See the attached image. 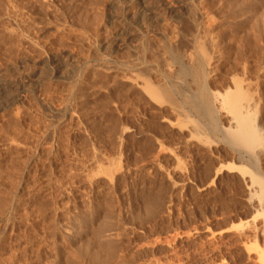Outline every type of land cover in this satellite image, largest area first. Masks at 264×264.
I'll use <instances>...</instances> for the list:
<instances>
[{"label":"rangeland","instance_id":"1","mask_svg":"<svg viewBox=\"0 0 264 264\" xmlns=\"http://www.w3.org/2000/svg\"><path fill=\"white\" fill-rule=\"evenodd\" d=\"M125 1L0 0V264H264V0ZM199 47L262 96L255 164L175 93Z\"/></svg>","mask_w":264,"mask_h":264},{"label":"bare ground","instance_id":"2","mask_svg":"<svg viewBox=\"0 0 264 264\" xmlns=\"http://www.w3.org/2000/svg\"><path fill=\"white\" fill-rule=\"evenodd\" d=\"M119 1V0H118ZM123 1V0H122ZM141 0H127V3H126V1H125V3L127 4V6L126 7H124L123 8V10H121V11H123L122 13H120V16L118 17V18H120V20L122 21V20H124L125 21V23H127V21H128V17L126 16L128 13H127V11L128 10H130V9H132L133 10V8L134 7H136V8H138V5L141 3L140 2ZM113 2V1H112ZM108 3H110L109 2V0H108ZM116 3V2H115ZM114 4V3H113ZM118 5V4H117ZM141 5V4H140ZM105 6V5H104ZM121 7V6H120ZM141 7V6H140ZM116 8V7H115ZM135 8V9H136ZM119 9V8H118ZM262 9V8H261ZM139 10V9H138ZM150 10V9H149ZM131 11V10H130ZM134 11V10H133ZM141 11V10H140ZM134 12H136V11H134ZM118 13V12H117ZM116 13V14H117ZM135 14V13H134ZM139 18V17H138ZM137 18V19H138ZM127 19V20H126ZM119 20V21H120ZM131 21V20H130ZM134 21V20H133ZM132 21V22H133ZM129 22V21H128ZM195 22V21H194ZM121 23H123V22H121ZM138 23V22H137ZM130 24V23H129ZM124 26V25H123ZM126 27V26H125ZM195 27V26H194ZM199 29V28H198ZM194 33V32H193ZM202 34V33H201ZM197 38V37H196ZM205 38V37H204ZM212 39V38H211ZM214 39V38H213ZM201 40H203V38L201 39ZM201 40H199V41H201ZM205 40H203V42H204ZM210 41V40H209ZM214 43V42H213ZM198 44V43H197ZM212 44V43H211ZM213 45V44H212ZM146 46V45H145ZM142 47V46H141ZM141 47H139V48H141ZM200 49H198L197 50V53L194 55V53L192 52H190V55L189 54H185L186 55V59H187V62L189 63H187L188 65H190V72H189V67H186L187 69L186 70H188V74H184L185 76L186 75H191V77L189 78V79H191L192 80V83H193V85H194V93L193 92H191V89L189 88L190 86H188V88L190 89V94H192L193 93V95H191V97H192V99H188L187 98V96L186 95H189V92H188V94H186V95H184L185 94V92H181L182 90H180V87L178 88V87H176L177 88V91H175V87H174V91H175V93L176 92H178V91H180L179 93L180 94H182L183 95V101H184V103H186V105H188V106H190V108H192L194 111H197L198 113H201V114H204V115H206V116H208L209 118H212L213 116H214V114H219L221 111H226V113L227 114H230V118H229V121H228V125H227V127L226 128H224L223 126H226V125H223V126H221V123L219 122V124H220V126L221 127H223V130H224V139H227V141L226 142H230L231 144H233V145H235V147L237 146V147H239V148H242V149H244L245 151H246V153L248 154V156H249V158H250V161H251V163H256L255 162V160L257 161V157L255 156V155H258L259 156V154L258 153H255V149L258 147V146H260V144L261 143H258V141H259V139L262 137L263 138V136L262 135H264V133H263V130H262V133H261V131H260V127H262L261 125L263 124H261L260 125V127L258 126V124H257V121L256 120H258V114H260L259 112V108L261 109H263V103H264V101L262 100V96L260 95H257L258 97L256 98V99H254L252 96H253V94H249V91L247 92H245V90H244V87L242 88L241 87V85L242 84H240V82L237 80V78L239 77V76H237V78L236 77H231L232 75H235V74H231V76H229V79L227 80V82H226V85L225 84H222L223 86V88H222V90L221 91H219V90H210L209 88H208V86H209V82H210V80L213 78V73L215 72V63H214V55H211V53L209 54V53H205L204 52V50H203V47H199ZM214 48V47H213ZM186 49V48H185ZM189 50V49H188ZM191 50V49H190ZM203 50V51H202ZM140 51V50H139ZM143 51V50H142ZM192 51V50H191ZM151 52V51H150ZM215 52V51H214ZM255 52V51H254ZM143 53V52H142ZM187 53H188V51H187ZM213 53V52H212ZM144 54H146V53H144ZM191 54H193L192 56H191ZM214 54H216V53H214ZM184 55V54H183ZM182 55V56H183ZM217 55H218V53H217ZM144 56V55H143ZM220 56V55H219ZM228 56V55H227ZM141 57V56H140ZM237 57V56H236ZM144 58V57H143ZM184 58V59H185ZM223 58V57H222ZM146 59H148V57L146 58ZM149 59H152V58H149ZM224 59V58H223ZM99 60V59H98ZM105 60V59H104ZM97 61V60H96ZM135 61V60H134ZM139 60H137V61H135L134 63L133 62H131V64L133 63L134 65H135V67H137V69H138V67H140L141 66V69H142V64L141 65H139L140 63L138 62ZM146 61H148V60H146ZM153 61V60H152ZM233 60H231L230 61V63L232 62ZM89 62V61H88ZM105 62V61H104ZM107 62V61H106ZM122 62V61H121ZM136 62H138L139 64H137ZM141 62H142V60H141ZM236 62H237V60H236ZM84 63V62H83ZM94 63V60H93V62L91 63V61H90V66H95V64H93ZM99 63V62H98ZM101 63V62H100ZM111 63V62H110ZM115 63V62H114ZM129 63V62H128ZM147 63V62H146ZM148 63L150 64L151 63V66H150V68L149 69H153V68H151L153 65V63L149 60L148 61ZM156 63V62H155ZM163 63V62H162ZM82 64V63H81ZM123 64H126V63H123ZM186 64V65H187ZM101 65V64H100ZM113 65V64H112ZM128 65H130V64H128ZM134 65H132L131 67H133ZM136 65H139V66H136ZM144 65H145V63H144ZM148 65V64H147ZM158 65V64H157ZM247 65V64H246ZM82 66V65H81ZM97 66V65H96ZM155 66V65H154ZM228 66V65H227ZM85 67V66H84ZM83 67V68H84ZM114 67V66H113ZM119 67V66H118ZM122 67L124 68L125 66H123L122 65ZM128 67V66H127ZM143 67H149V65L148 66H143ZM247 67V66H246ZM78 68H79V66H78ZM82 68V67H81ZM82 68V69H83ZM94 67H92V69H93ZM105 68H106V66H105ZM129 68V67H128ZM134 68V67H133ZM159 68V67H158ZM162 68V67H161ZM182 69H183V67H181ZM225 68V67H224ZM255 67H253V69H254ZM81 69V70H82ZM85 69H86V67H85ZM84 69V72L86 71V73H87V71H88V73H89V70H85ZM114 69V68H113ZM126 69V68H125ZM124 69V70H125ZM131 69V68H130ZM149 69H147V70H145V68L143 69L144 70V72L146 73L147 72V74H148V70ZM155 69L157 70V68L155 67ZM154 69V71H156ZM248 69H250V67L248 68ZM247 69V70H248ZM78 70V69H77ZM115 70H116V67H115ZM118 70V69H117ZM134 70V69H133ZM185 70V71H186ZM231 70V69H230ZM242 70V69H241ZM251 70H252V67H251ZM80 71V70H79ZM135 71H136V68H135ZM141 71V70H140ZM150 71V70H149ZM159 72H160V70H158ZM249 71V70H248ZM254 71H256V70H254ZM128 72H129V70H128ZM131 72H134V71H132L131 70ZM130 72V73H131ZM151 72H152V70H151ZM158 72V73H159ZM163 72V71H162ZM162 72H160L162 75H161V77H159V78H162L164 75H163V73ZM169 72V71H168ZM243 72V71H242ZM85 73V74H86ZM87 73V74H88ZM124 73H126L125 71H124ZM129 73V74H130ZM154 73V72H153ZM156 73V72H155ZM170 73V72H169ZM186 73V72H185ZM225 73H227V72H225ZM251 73V72H250ZM252 73H253V71H252ZM251 73V74H252ZM256 73H257V71H256ZM137 74V73H136ZM135 73L134 74H132L131 73V75L133 76H139V75H141V74H137L136 75ZM150 74V73H149ZM148 74V75H149ZM165 74V73H164ZM229 73H227V75H228ZM258 74V73H257ZM122 75H123V73H122ZM147 75V76H148ZM155 76H156V74H154ZM159 75V74H158ZM226 75V74H225ZM128 76H130V75H128ZM142 76H143V74H142ZM144 76H146V75H144ZM154 76V77H155ZM166 76V75H165ZM169 76V75H168ZM168 76L167 77H163L164 79L166 78V83L167 84H164V87L166 88V86L168 85V83H169V81H167V80H169L168 79ZM172 76V75H171ZM214 76H215V74H214ZM250 76V75H249ZM258 76V75H257ZM256 76V77H257ZM86 77V76H85ZM140 77V76H139ZM158 77V76H157ZM174 77V76H173ZM223 77V76H222ZM245 77V76H244ZM40 78V77H39ZM82 78V77H81ZM127 77H125V79H126ZM134 77H132V79H133ZM145 78H147V77H145ZM150 78V77H149ZM152 78H153V76H152ZM220 78V77H219ZM227 78V77H226ZM226 78H225V80H226ZM246 78V77H245ZM244 78V79H245ZM251 78V77H250ZM84 79V78H83ZM144 79V78H143ZM142 79V80H143ZM164 79H162V80H160L161 82H163V80ZM175 79V78H174ZM173 79V80H174ZM242 79V78H241ZM243 79V81L245 82V80ZM85 80V79H84ZM135 80V79H134ZM138 80H141L140 78L138 79ZM141 80V81H142ZM146 80V79H145ZM177 80V79H176ZM79 81V80H78ZM136 81V80H135ZM217 81V80H216ZM248 81V79L246 80V82ZM251 81V80H250ZM249 81V82H250ZM255 81V80H254ZM82 82V81H81ZM143 82H145V81H143ZM147 83L144 85V87H145V92L144 93H146V91H147V93L149 94H147L148 96H151L153 99H155V100H157V101H159V103L160 102H164V101H160L161 99L162 100H164V98L165 97H167L166 99L168 100V98L170 97V90L169 89H164L163 88V86H162V89H160L159 88V90L157 89V87L156 86H154V85H152L151 83H148V82H150V81H146ZM154 82V81H153ZM152 82V83H153ZM156 82V81H155ZM177 82V81H176ZM208 82V83H207ZM218 82H220V79H219V81ZM217 82V83H218ZM252 82V81H251ZM160 83V82H159ZM164 83V82H163ZM221 83V82H220ZM219 83V84H220ZM138 84V83H137ZM139 84H140V82H139ZM144 83H142V85H143ZM154 84V83H153ZM170 84V83H169ZM191 84V83H190ZM250 84V83H249ZM81 85V84H80ZM160 85V84H159ZM166 85V86H165ZM177 85V84H176ZM181 85V84H180ZM214 85V84H213ZM212 85V86H213ZM245 85H246V83H245ZM251 85V84H250ZM140 86V85H139ZM169 86V85H168ZM215 86V85H214ZM225 86V87H224ZM243 86V85H242ZM77 87V86H76ZM80 87V86H79ZM156 87V88H155ZM160 87V86H159ZM169 88V87H168ZM170 88H171V86H170ZM183 88V87H182ZM181 88V89H182ZM185 88H186V86H185ZM185 88H183V90H185ZM246 89H247V87H245ZM76 89V88H75ZM179 89V90H178ZM168 90V91H167ZM172 90H173V88H172ZM72 91V90H71ZM79 91V90H78ZM76 92V91H75ZM75 92H74V96H75ZM143 92V91H142ZM252 92V91H251ZM260 92V91H259ZM72 93V92H71ZM143 93V94H144ZM179 93L177 94V95H179ZM253 93V92H252ZM248 94L250 95V96H248ZM260 94V93H259ZM174 95V94H173ZM182 95H179V96H181L182 97ZM195 95V96H194ZM255 96H256V94H254ZM1 96V95H0ZM70 96V95H69ZM186 96V97H185ZM254 96V97H255ZM264 96V95H263ZM14 97V96H13ZM13 97L12 98H10V99H13ZM150 97V98H151ZM176 97V96H175ZM9 99V98H8ZM71 99H73V97L71 96ZM181 99V98H180ZM193 99H195V100H193ZM166 100V102L168 103L169 102V100L167 101ZM178 99H176V101H177ZM182 100V99H181ZM263 101V103H261L262 101ZM137 101V100H136ZM156 101V102H157ZM171 101V100H170ZM9 102H10V100H9ZM11 102H12V100H11ZM76 102H77V100H76ZM178 102V101H177ZM8 103V102H7ZM173 102H171V104L169 105L170 106V108H171V112H174V113H176L177 115H181V113H180V108H179V106L177 105V104H172ZM179 103H181V101L180 102H178V104ZM261 104H263V105H261ZM168 105V104H167ZM171 105H172V107H171ZM180 105H182V104H180ZM65 107H64V109H63V107H62V110H64V112H66V116L68 117V119H70L69 117V113L71 112H69V109L71 108V106H72V104L70 105V103L67 105V103H66V105H64ZM73 107V106H72ZM191 109V110H192ZM173 110V111H172ZM263 111H264V109H263ZM262 111V112H263ZM62 112L63 111H61L60 113H61V115H62V117H63V115L64 114H62ZM63 112V113H64ZM180 113V114H179ZM195 112H193V114H194ZM222 113V112H221ZM165 114V113H164ZM169 114V113H168ZM175 114V115H176ZM227 114H225V115H227ZM221 115V114H220ZM219 115V116H220ZM72 116V115H71ZM197 116H199V115H197ZM61 117V118H62ZM179 117H181V116H179ZM201 117V116H200ZM218 117V116H217ZM221 117V116H220ZM228 117V116H227ZM226 117V118H227ZM61 118H59V120L61 119ZM162 118V117H161ZM196 118V117H195ZM193 119V121H191V122H193L191 125L192 126H194V128H196V129H198V126H200V127H203V126H201V125H199L198 123H196V124H198V125H196L195 124V120L197 119ZM225 118V117H224ZM213 119V118H212ZM215 119H216V117H215ZM219 119V118H218ZM260 119V118H259ZM64 120H67V118L66 119H64ZM224 120V119H223ZM68 121V120H67ZM221 121V120H220ZM64 122H66V121H64ZM196 122H198L197 120H196ZM206 122V121H205ZM224 122V121H223ZM261 122H262V120H261ZM189 123H190V120H189ZM204 124V123H203ZM214 124V123H213ZM224 124V123H223ZM191 125H190V127H191ZM195 125H196V127H195ZM59 126V125H58ZM208 126V125H207ZM199 127V129L198 130H201V128ZM213 127V129H214V127H215V125L214 126H212ZM13 128V127H12ZM10 129V128H9ZM191 129H192V127H191ZM190 129V131H192ZM220 130L222 131V129L220 128ZM205 132V131H204ZM201 133V132H200ZM201 134H203V132L201 133ZM262 134V135H261ZM201 136V135H200ZM200 138V137H199ZM203 141H205V139H202ZM263 141H264V139H263ZM263 141H261V139H260V142H263ZM11 142V141H10ZM208 143V142H207ZM209 144V143H208ZM229 144V143H228ZM230 144V145H231ZM260 149H261V147H259ZM263 149H264V147L262 146V152H264L263 151ZM257 150H258V152H259V149L257 148ZM233 151V150H232ZM264 155V154H263ZM261 157V156H260ZM261 164V163H260ZM238 166V165H237ZM263 166V165H262ZM261 167V166H260ZM264 170V169H263ZM250 173V172H249ZM262 173H263V171H262ZM250 180H251V183L253 184H256V185H258L259 187H260V191L261 192H264V179L263 178H261L260 176H258V175H256V174H252L251 173V175H250ZM251 186H253V185H251ZM5 187V186H4ZM257 189V190H258ZM257 193H259V192H257ZM264 194V193H263ZM261 195V196H260ZM260 197L259 198H261L262 196L264 197V195H262V193H260ZM18 197V196H17ZM10 199H12L11 197H10ZM14 199V198H13ZM15 200H17V199H15ZM261 200V199H260ZM264 200V199H263ZM262 200V201H263ZM13 201V200H12ZM6 202V201H5ZM6 204H8V203H6ZM260 205H261V203H260ZM2 206H5L4 204L2 205ZM10 206V205H9ZM8 206V207H9ZM262 207L264 206V204L263 205H261ZM6 207V206H5ZM11 208H12V206H11ZM261 208V207H260ZM264 208V207H263ZM262 208V209H263ZM8 209V208H7ZM6 209V210H7ZM10 209V208H9ZM8 209V210H9ZM7 210V211H8ZM5 211V210H4ZM0 212H1V210H0ZM41 212V211H40ZM10 213V212H9ZM8 212H4V213H1V214H3V215H1L0 216V220L1 221H5V220H7L8 219V214H9ZM12 215V214H11ZM10 217V216H9ZM68 228V227H67ZM101 228V227H100ZM100 230V229H99ZM69 233V232H68ZM97 235V234H96ZM99 236V235H98ZM102 238V237H101ZM109 253V252H108Z\"/></svg>","mask_w":264,"mask_h":264}]
</instances>
